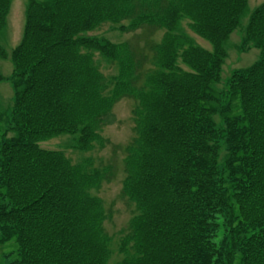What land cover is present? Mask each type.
Instances as JSON below:
<instances>
[{
	"label": "trees",
	"instance_id": "obj_1",
	"mask_svg": "<svg viewBox=\"0 0 264 264\" xmlns=\"http://www.w3.org/2000/svg\"><path fill=\"white\" fill-rule=\"evenodd\" d=\"M10 5L0 0V35ZM247 14L240 50L254 46L259 57L219 88L227 42ZM113 16L122 31L167 30L150 66L128 43L88 34ZM184 17L211 48L178 32ZM81 46L117 60L119 72L108 81ZM11 60V106L0 101V248H16L0 264L109 263L112 212L93 190L114 164L73 165L40 142L77 133L85 150L104 146L124 97L137 100L123 186L135 214L116 264H264V1L249 12L248 0H29Z\"/></svg>",
	"mask_w": 264,
	"mask_h": 264
},
{
	"label": "rangeland",
	"instance_id": "obj_2",
	"mask_svg": "<svg viewBox=\"0 0 264 264\" xmlns=\"http://www.w3.org/2000/svg\"><path fill=\"white\" fill-rule=\"evenodd\" d=\"M264 0H248L249 12L259 6ZM29 0H11L10 10L7 16V25L0 35V45L8 52L7 58L0 57V70L6 79L0 82V101L3 108L11 106V97L14 94L10 78L13 73V62L11 60L12 51L21 41L27 16V7ZM251 14V13H250ZM250 14L243 19L241 27L236 29L227 42V57L224 60L222 70V81L217 83V87L222 88L225 79L230 76L232 69L244 68L252 64L259 57V49L252 46L247 51L240 50V40L243 35L242 29L248 23ZM107 21L89 31L88 34L96 40L109 39L111 43L126 42L132 48L133 53L139 60H144V67L150 66L152 59H157V47L159 43H163L167 30L161 27H153L151 25H143V27L133 31L120 30L121 20L119 17H111ZM178 32L187 33L194 37L199 44L211 48L210 43L196 34L192 30V20L184 17L179 24ZM79 55H87L90 57V64L98 67L105 78L110 81L109 76L119 72L117 60L109 61L108 58L100 53L95 47L81 46ZM116 56L124 58V48H119ZM89 62V61H87ZM182 66L189 69L186 65ZM114 82L110 83L112 86ZM142 83V80H140ZM137 104V100L132 97H124L119 100L113 111L111 119L103 127L101 134L106 142L104 146L96 143L93 149L85 150L78 143V134L61 133L53 136L49 140L40 142V145L47 149H54L63 153L64 157L71 164L82 163L85 159L92 160V166L99 168L100 166L112 163L115 166L114 176L111 181H105L99 190H93V193L102 197L107 212H112V217L108 218L105 223V230L113 237L111 248L114 251L108 264H116L123 255L119 252L118 247L120 239L129 229V223L135 214V204L132 203L123 193L124 178L126 171L124 170V157L126 156V146L133 140L136 135L133 109ZM8 109V108H7ZM213 118L217 123L221 122L219 114H213ZM221 158L225 156V146L222 148ZM16 248L15 242H9L0 248V256L8 250Z\"/></svg>",
	"mask_w": 264,
	"mask_h": 264
}]
</instances>
